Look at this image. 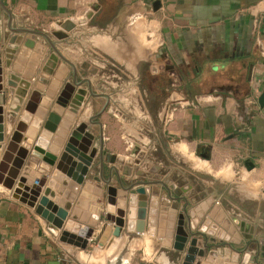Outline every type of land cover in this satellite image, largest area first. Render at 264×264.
Returning <instances> with one entry per match:
<instances>
[{"label":"crops","instance_id":"obj_1","mask_svg":"<svg viewBox=\"0 0 264 264\" xmlns=\"http://www.w3.org/2000/svg\"><path fill=\"white\" fill-rule=\"evenodd\" d=\"M0 2V170L14 180L11 189L0 183V264H181L184 251L173 248L180 213L199 237L203 228L233 237L232 219L244 216L264 234V0ZM65 20L76 25L56 40L63 61L48 75L42 69L50 46L43 36ZM21 36L19 44H8ZM33 38L46 47L44 54L23 46ZM8 45L17 47L9 67ZM12 73L30 83L16 112L14 88L7 85ZM72 81L87 92L56 163L72 130L85 123L94 137L84 158L94 147L97 152L84 162V182L102 188L103 211L107 187L114 188L116 202L121 188L148 187L144 231L135 230L137 194L128 190L120 235L102 213L88 249L61 241V230L54 232L27 199L13 196L23 177L28 186L40 185L39 197L48 188L70 201L65 221L70 218L79 197L74 182L59 172L66 186L56 178L49 184L56 163L32 155L35 141L26 131L37 122V135L44 131L56 98ZM32 91L39 102L50 99V107L35 103L21 140L10 147ZM98 145L106 151L102 157ZM162 210L172 219L161 220ZM162 222L165 235L158 232ZM244 245L241 239L220 255L243 264ZM200 264L213 263L203 257Z\"/></svg>","mask_w":264,"mask_h":264},{"label":"water","instance_id":"obj_2","mask_svg":"<svg viewBox=\"0 0 264 264\" xmlns=\"http://www.w3.org/2000/svg\"><path fill=\"white\" fill-rule=\"evenodd\" d=\"M0 4L2 5L1 2ZM75 25V22L72 20H65L60 24V29L53 32V35L56 36L57 39H64L67 36V32L72 30ZM43 37H45V41L50 46V51L48 59L46 60L45 66L42 70L46 74L50 75L53 73V70L61 56L57 51L56 45L50 40V37L48 35H44ZM22 38L23 36L19 38L11 37L9 38L8 44H19ZM38 41L39 38L25 39L23 41V46L31 49L33 48L34 51L39 52V54H44L46 47L41 44L35 45V43ZM16 49L17 47H11L9 45L4 49L7 58L5 61L7 67L10 66ZM74 75L75 73L73 72L72 76ZM1 80L2 78L0 68V91L2 90ZM41 81L46 83L47 80L41 79ZM7 85L10 86V88H14L13 90L10 89V91L14 93V99L16 100V105L12 108V111L16 112L19 110L20 105L23 102V98L27 94L26 92L30 83L28 81L18 79L16 74L12 73L9 76ZM79 85L80 83H78V81L65 83L62 91L56 98L55 104L52 106L46 121L43 124L44 131H41V133L37 135L38 128L41 125L40 123L38 124V122L36 125H30L26 131V135L35 141V144L32 148V155L38 159H41L50 166H53L56 163L57 156L60 152V147H62L64 140L68 136L72 122L76 117V112L78 111L83 101V97L86 94V90L76 89V87ZM48 94L52 95V93ZM28 99L29 101L26 104L27 109L20 118L21 123L18 125V128L12 137V142L8 144L10 147L14 145V141L19 142L21 140V134H19V130L23 129V127L30 121L28 112H30V109L34 110L35 103H40V105H42L44 108H49L51 104L50 99H45L39 102L37 91H32ZM259 103L260 105H263L264 103V90L259 97ZM107 105L108 104L106 103L102 111H104ZM64 108H66V110H64ZM1 112L2 111L0 108V114ZM1 120L2 116L0 115V121ZM40 122L42 123V121ZM86 127L87 126L85 123H80L75 129L72 130L64 147V152L61 153L59 161L55 164V171L51 175L52 180L49 181V184H52L53 179L56 178L57 180L61 181L63 186H66V180L59 176V174L62 173L67 177H70L72 182H74L72 183V191L74 193L79 192V197L75 201L69 219L65 221L67 212L70 210L72 205L71 202L54 195L50 189H45L43 196L39 197L41 188L40 185H35L32 183L31 186H28L25 184V179L20 177L16 183L17 187L13 191L14 197H22L27 199V204L31 207H34L35 212L43 217L48 223H50L49 227L54 232H59V230H61L59 237L61 241L82 249H88L89 239L92 238L94 232L93 226L96 225L100 214L102 213L106 220L114 223L115 226L113 234L115 236L120 235L122 227L125 223L124 209L126 204V192L128 190L132 194H137L138 227H136L135 230L138 233L143 232L145 225L144 220L147 215L146 192L148 191V187L145 186H139L133 190L128 187L121 188L120 192H116L120 197V199L116 202V200L112 198V195L115 194L114 188L107 187L106 206L103 211L102 188L93 187L89 182H84V178L88 172V167L87 165H84V162L89 163V159L93 158L97 152L96 147H94L90 150L88 157H85L86 159L84 158V152H87L86 146H90L94 137L85 131ZM1 130L2 125L0 123V140H2ZM50 132L54 133V136L51 138L49 134ZM98 149H101V152L99 153L100 157H102L103 154H106V151L103 150L101 146L98 145ZM8 156L9 155L5 153L4 157L7 158ZM73 156H76L77 161H73ZM0 167H2V165ZM3 174V171L0 170V183H2L6 188L11 189L14 184L13 177L4 179ZM38 184H40V181H38ZM63 186L59 188L60 192L64 190ZM130 201L133 202L132 199H130ZM114 203L116 204L114 205ZM155 203L156 202L153 201L151 206L155 207ZM59 207H61L62 210H59ZM155 212L156 211L154 210L152 211L153 214H155ZM56 214H58V216ZM171 217L173 216L170 214L168 215L166 211L162 210L160 216L161 220L172 219ZM73 219L79 221L74 222ZM151 220L152 223L155 224V219ZM232 222L240 232H243L244 230H250L252 233L254 230L253 226L245 223L244 221H240L239 218H233ZM235 227L231 228L234 230ZM159 228V234L165 235V226L163 225V222ZM201 231L203 233H201L199 237V233L193 231L189 220L185 219L182 213L178 215L174 231L173 248L178 251H184L183 262L181 264H200L203 257H205L208 262L213 264H235L234 262L225 260L220 255V250L223 247L233 248V243H238L241 241V239L246 241V245H244L246 256L243 264H247V259L256 263H258L259 259V263L263 264L264 239H259L256 236L253 237V235L250 234L245 235L244 233H242L243 238H241L238 232L235 235L233 234V237H230L228 234L225 235L222 230L214 233H208L206 232V229L203 228Z\"/></svg>","mask_w":264,"mask_h":264},{"label":"rangeland","instance_id":"obj_3","mask_svg":"<svg viewBox=\"0 0 264 264\" xmlns=\"http://www.w3.org/2000/svg\"><path fill=\"white\" fill-rule=\"evenodd\" d=\"M58 29H60V24H59V28L53 30L52 32H49V33H50V35H49L50 40H51L55 45H57V44H56V42H57L56 40H58V41H59V40H62V39H57L56 36L53 35V32L56 31V30H58ZM66 37H67V36H66ZM66 37H65V38H66ZM54 38H55V39H54ZM65 38H64V39H65ZM61 58H62V57H61ZM61 58H59L58 61H60V60L63 61V58H62V59H61ZM57 63H58V62H57ZM86 92H87V91H86ZM85 95H86V94H85ZM85 95H84V96H85ZM83 101H84V99H83ZM83 101H82V102H83ZM263 191H264V190H263ZM239 219H240V221H244L245 223H247V224H249V225H251V226L254 227V230H253L252 233L250 232V230H248V231H245V230H244L243 232H240L239 229L236 227L237 232H238V234L240 235L241 238H243L242 233H244L245 235H246V234H248V235L250 234V235H253V237L256 236V237H258L259 239H264V234L262 233V231H261V229H260L259 226H256V225H253V224L249 223L248 218L245 217V216H244V217H241V218H239Z\"/></svg>","mask_w":264,"mask_h":264}]
</instances>
